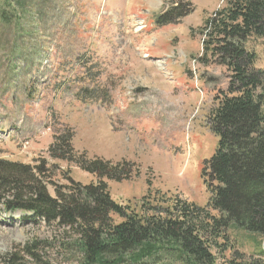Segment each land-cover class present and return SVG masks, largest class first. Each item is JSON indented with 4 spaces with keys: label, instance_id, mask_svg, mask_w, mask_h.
Listing matches in <instances>:
<instances>
[{
    "label": "rangeland",
    "instance_id": "rangeland-1",
    "mask_svg": "<svg viewBox=\"0 0 264 264\" xmlns=\"http://www.w3.org/2000/svg\"><path fill=\"white\" fill-rule=\"evenodd\" d=\"M225 4L37 0L33 18L20 19L5 10L0 15V174L4 164L28 166L51 197L56 188L67 191L69 177L82 185L95 183L92 174L51 158L55 137L71 132L77 158L131 166L129 181H106L116 203L137 210L141 199L156 194L169 203L179 197L206 207L209 194L200 176L217 145L209 111L226 91L230 73L209 55L200 58L204 26ZM175 6L171 23L157 27L154 18ZM245 45L256 53V68L264 69V38H249ZM11 198L0 188V263L9 257L16 264H83L68 227L9 210L5 202ZM263 238L230 227L219 243L226 258L234 250L259 257Z\"/></svg>",
    "mask_w": 264,
    "mask_h": 264
},
{
    "label": "trees",
    "instance_id": "trees-1",
    "mask_svg": "<svg viewBox=\"0 0 264 264\" xmlns=\"http://www.w3.org/2000/svg\"><path fill=\"white\" fill-rule=\"evenodd\" d=\"M224 2L204 26L200 58L206 61L209 55L230 73L226 91L214 98L209 111L217 145L200 176L209 194L206 207L179 197L169 203L156 194L141 199L137 210L116 203L107 182L129 181L131 166L77 158L71 132L55 137L51 158L92 174L95 183L82 185L69 177L67 191L56 188L51 197L28 166L4 164L0 188L12 197L6 207L68 227L83 264H219L214 250L223 264H264V238L259 257L234 250L226 258V248L219 243L230 227L264 237V69L256 68V53L245 45L249 38H264V0ZM36 6L37 0H3L0 15L9 9L15 19L33 18ZM177 9H167L157 24L171 23L170 14ZM15 262L7 257L0 264Z\"/></svg>",
    "mask_w": 264,
    "mask_h": 264
},
{
    "label": "bare ground",
    "instance_id": "bare-ground-1",
    "mask_svg": "<svg viewBox=\"0 0 264 264\" xmlns=\"http://www.w3.org/2000/svg\"><path fill=\"white\" fill-rule=\"evenodd\" d=\"M145 57H146V55H145Z\"/></svg>",
    "mask_w": 264,
    "mask_h": 264
}]
</instances>
